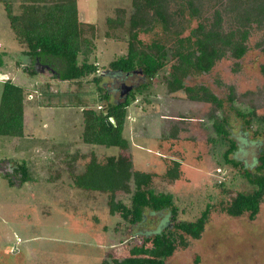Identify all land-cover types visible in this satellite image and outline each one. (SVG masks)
I'll return each mask as SVG.
<instances>
[{
    "label": "rangeland",
    "instance_id": "1",
    "mask_svg": "<svg viewBox=\"0 0 264 264\" xmlns=\"http://www.w3.org/2000/svg\"><path fill=\"white\" fill-rule=\"evenodd\" d=\"M133 1L77 0L81 20L92 24L84 28L94 46L88 61L99 69L79 82L54 80L47 70L38 69L34 76L22 71L21 65L29 61L20 52L23 46L9 28L0 1V72L8 73L16 85L20 86L21 79L30 83L24 87L23 105L29 108L23 136H0V264L120 260L132 246L141 245V236L171 224L165 211L147 212L142 223L130 225L118 212L110 213L109 193L74 187L71 176L84 171L91 154L100 162L128 155L131 171L151 174L155 192L173 195L177 220L194 221L209 206L201 237H185L187 243L178 244L165 264H264V198L253 220L248 214L229 217L223 211L237 193L253 190L244 171H255L264 147L260 119L264 117V0H164L167 24L151 22L137 30L144 46L152 42L165 46L167 62L145 90L134 92L122 133L127 150L87 145L81 141L83 118L77 102L96 111L107 105L92 78L100 76V86L110 95L115 93L109 102L119 100L116 90L121 83L136 85L140 80L136 74L110 78L104 71L111 60L127 53ZM11 6L18 14L20 0H12ZM217 14L221 33L234 31L238 37L247 30L246 53L236 59L223 48L208 73H190L183 84L205 87L223 101L221 109L191 100L183 90L170 92L166 84L176 64L179 39L194 41L197 27H214ZM108 18H117L122 25L109 26ZM14 74L18 79L14 80ZM251 112L252 116L247 115ZM237 113L251 118L250 127ZM211 115L226 120L228 139L236 145L230 158L235 157L244 169L225 163L228 139L216 135ZM172 159L180 162L181 175L175 181L164 177ZM18 164L27 169L29 181H20L15 171ZM128 184L132 192L133 182ZM131 192L117 191L113 204L128 205Z\"/></svg>",
    "mask_w": 264,
    "mask_h": 264
},
{
    "label": "trees",
    "instance_id": "2",
    "mask_svg": "<svg viewBox=\"0 0 264 264\" xmlns=\"http://www.w3.org/2000/svg\"><path fill=\"white\" fill-rule=\"evenodd\" d=\"M9 22V28L23 46L21 54L27 58L29 64L22 66V71L29 76L38 74V69L47 70L51 78L58 81L79 82L85 77L97 74L98 67L88 61L94 46L91 38L84 35L85 27L91 28L79 20L77 0H20L19 13L12 11V0H0ZM134 13L129 19L127 53L108 63L105 73L125 74L139 69L142 75L151 80L167 62V51L164 45L152 42L144 46L138 39L137 30H142L151 22L166 25L168 14L164 0H134ZM190 6L193 7L190 2ZM109 26H121L122 21L108 18ZM220 15H216L215 25L209 30L198 26L195 40L179 39V48L174 51L176 64L172 65L170 80L166 81L170 92L183 90L192 100H202L212 103L221 109L223 101L206 88H193L183 84V78L188 74L208 72L215 61L222 55V49L231 51L235 58H240L246 51L244 41L247 30L239 33H221ZM239 32V31H237ZM186 42V46L184 45ZM185 48L184 50H182ZM92 81L97 89L103 93L106 110L96 111L91 107L77 102L82 108L81 141L87 145L102 147H116L127 150L128 141L123 137L127 108L135 95L121 102L109 103L107 90L100 86V76ZM147 85L138 88V92L146 89ZM24 92L25 90L11 79L2 83L0 95V136L22 137L24 124ZM231 99V98H230ZM250 127L253 112L247 115L237 113ZM217 117V116H216ZM113 118L115 125L107 126L106 121ZM214 129L218 136L228 139L229 131L225 120L213 119ZM264 122V118H261ZM236 150L233 140L228 139V148L223 157L227 164L239 167L240 162L229 158ZM254 172L244 171V177L253 186L250 193H237L223 208L224 213L231 217L248 214L253 220L259 212V206L264 198V147L260 150L256 160ZM180 163L171 161L164 177L169 181L180 178ZM16 172L20 174V181L30 180L27 169L18 164ZM72 181L76 188L109 193L110 213H117L121 219L130 225H138L145 219V214L163 213L168 211L171 224L163 226L150 235L141 236L142 243L134 245L128 250V256L123 259H105L101 264H165V260L175 251L178 244L185 245V237L199 239L208 221L209 207L194 221L177 220V207L174 197L170 193L155 192L152 187V175L139 171H131L129 156L119 154L107 157L103 162L97 160L94 154L85 165L84 171L73 175ZM132 181L134 190L131 192L129 182ZM131 192L129 204H113L115 193Z\"/></svg>",
    "mask_w": 264,
    "mask_h": 264
},
{
    "label": "flooded vegetation",
    "instance_id": "3",
    "mask_svg": "<svg viewBox=\"0 0 264 264\" xmlns=\"http://www.w3.org/2000/svg\"><path fill=\"white\" fill-rule=\"evenodd\" d=\"M198 28V27H197ZM210 29V28H209ZM198 30V29H197ZM195 36H197V35H195ZM246 50H247V47H246ZM245 53H246V51H245ZM244 53V54H245ZM244 54H243V56H244ZM242 56V57H243ZM234 57V56H233ZM242 57H240V58H236V59H241ZM235 58V57H234ZM217 61V60H216ZM215 61V62H216ZM213 67V66H212ZM211 70V69H210ZM209 70V71H210ZM105 71V70H104ZM208 71V72H209ZM97 72H99V69H98V71ZM208 72H203V73H208ZM102 74H103V70H102ZM138 75L139 77V81L136 83V85H134V84H130V85H127V84H125V83H121L120 85H119V87L117 88L118 90H116V92H117V95H118V98H119V100L118 101H114V102H121V101H124L125 99H127V98H129L130 97V95H131V93L132 94H134V92L135 91H137L138 90V88H140V87H142L144 84L145 85H147L146 86V88L149 86V81H151L152 79H154V78H152L151 80H148V79H146L143 75H142V72H141V70H139V69H136V70H133L131 73H125V74H120V75H125V76H131V75ZM202 74V73H201ZM110 78H113V77H118L119 76V74H111V75H108ZM126 85V86H131L132 87V89L129 91V93L127 94V95H121V92H122V89H121V87H122V85ZM198 87H203V86H197V87H193V88H198ZM203 88H205V87H203ZM177 91H179V90H177ZM207 91H209L208 89H207ZM173 92H176V91H173ZM210 92V91H209ZM107 93H108V95H109V98H110V96L111 97H114V95H115V93L114 94H109V92L107 91ZM211 93V92H210ZM213 94V93H212ZM109 98H108V102H109ZM218 98V97H217ZM135 99V98H134ZM192 100V99H191ZM134 101V100H133ZM133 101H131V103L133 102ZM198 101H202V100H198ZM114 102H109V103H114ZM202 102H206V103H210V102H208V101H202ZM130 103V104H131ZM210 104H212V103H210ZM213 105V104H212ZM130 106V105H129ZM129 106H128V108H129ZM214 106V105H213ZM127 108V109H128ZM216 108V107H215ZM104 110H106V108L104 109ZM244 115H246V114H244ZM126 118H128V116H127V114H126ZM217 117L216 116H214V115H211L210 116V121H211V124H212V127H213V129H214V120L213 119H216ZM247 118V117H246ZM261 118H264V117H260V119ZM222 120V119H221ZM223 120H225V119H223ZM125 122H126V119H125ZM225 122H226V120H225ZM227 124V123H226ZM228 127V126H227ZM124 129V128H123ZM229 131V130H228ZM214 132L216 133V131H215V129H214ZM174 135L175 134H173V137H174ZM216 135H217V133H216ZM228 136H230V132H229V135ZM129 145V144H128ZM262 149V148H261ZM260 149V150H261ZM260 152V151H259ZM224 154V153H223ZM232 155V154H231ZM259 155V154H258ZM224 158V157H223ZM229 158H230V156H229ZM233 159H235V157L233 158ZM173 160V159H172ZM171 160V161H172ZM236 161H238L237 159H235ZM174 161H177V160H174ZM225 161V160H224ZM179 162V161H178ZM240 162V161H239ZM180 163V162H179ZM226 163V162H225ZM227 164V163H226ZM227 165H229V166H231L230 164H227ZM257 165V164H256ZM241 169H244L243 168V166L241 165V163H240V166H239ZM256 167V166H255ZM167 170V169H166ZM180 170V169H179ZM254 170H255V168H254ZM139 172H142V171H139ZM166 172V171H165ZM144 173H147V172H144ZM149 174V173H148ZM178 180V179H177ZM209 207V206H208ZM260 207V206H259ZM149 213V212H148ZM151 214H154V213H151ZM227 216H229V215H227ZM145 217H146V214H145ZM229 217H231V216H229ZM170 218V217H169ZM171 220V219H170ZM163 226H165V224H163V225H161V227H163ZM193 240H196V239H193ZM12 251H16L15 250V248L14 247H12ZM174 253V252H173Z\"/></svg>",
    "mask_w": 264,
    "mask_h": 264
},
{
    "label": "crops",
    "instance_id": "4",
    "mask_svg": "<svg viewBox=\"0 0 264 264\" xmlns=\"http://www.w3.org/2000/svg\"><path fill=\"white\" fill-rule=\"evenodd\" d=\"M77 8H78V6H77ZM80 14V12H79V9H78V15ZM79 20L81 21V22H83V23H88V22H85V21H82L81 20V18H80V15H79ZM22 51V49L20 50V52ZM25 57V56H24ZM22 66L23 65H21V68H22ZM0 74H3V75H6L7 77H8V79H9V77H10V75L8 74V73H6V72H0ZM16 74V73H15ZM14 74V76H13V78H14V80H16V79H18V76L17 75H15ZM19 81H22V82H20L21 84H20V86L25 90V86H30V83H28V82H26L25 80H19ZM15 83H17L16 81H14ZM32 100V99H31ZM24 104H25V102H24ZM50 106V105H49ZM29 108V107H28ZM28 108H24V129H25V119H26V117H27V112H26V110H28ZM80 108V111H82V108L81 107H79ZM31 109V108H30ZM31 111V110H30ZM29 111V113L31 114V112ZM32 115V114H31ZM123 131H124V129H123Z\"/></svg>",
    "mask_w": 264,
    "mask_h": 264
},
{
    "label": "water",
    "instance_id": "5",
    "mask_svg": "<svg viewBox=\"0 0 264 264\" xmlns=\"http://www.w3.org/2000/svg\"><path fill=\"white\" fill-rule=\"evenodd\" d=\"M8 80V77L6 75L0 74V81H5ZM122 92L121 95H127L129 93V91L132 89L131 86H126V85H122L121 87ZM107 126H111V124L115 125V122L113 120V118H110L109 121H106Z\"/></svg>",
    "mask_w": 264,
    "mask_h": 264
},
{
    "label": "built area",
    "instance_id": "6",
    "mask_svg": "<svg viewBox=\"0 0 264 264\" xmlns=\"http://www.w3.org/2000/svg\"><path fill=\"white\" fill-rule=\"evenodd\" d=\"M28 99H29V100H31V99H32V97H31V94H29V95H28Z\"/></svg>",
    "mask_w": 264,
    "mask_h": 264
}]
</instances>
